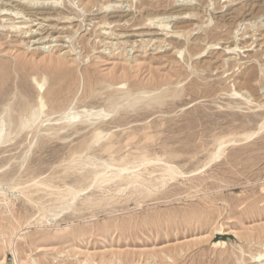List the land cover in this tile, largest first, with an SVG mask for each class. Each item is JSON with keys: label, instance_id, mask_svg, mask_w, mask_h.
Wrapping results in <instances>:
<instances>
[{"label": "rangeland", "instance_id": "374dc122", "mask_svg": "<svg viewBox=\"0 0 264 264\" xmlns=\"http://www.w3.org/2000/svg\"><path fill=\"white\" fill-rule=\"evenodd\" d=\"M39 1L0 13V260L264 264V0Z\"/></svg>", "mask_w": 264, "mask_h": 264}, {"label": "bare ground", "instance_id": "6f19581e", "mask_svg": "<svg viewBox=\"0 0 264 264\" xmlns=\"http://www.w3.org/2000/svg\"><path fill=\"white\" fill-rule=\"evenodd\" d=\"M6 1V0H5ZM8 2H10L11 4H13V6L11 5L10 6V3H9V6H10V9H5V8H2V9H0V13L1 12H4L2 15H6V16H10V17H12V18H15V19H20L21 17H20V15H22V13H25L24 11H22V13H20L18 10L20 9H18L17 10V8L16 7H23V6H27V5H29V4H32V3H35V1L36 0H7ZM38 1L39 0H37V2H36V4L38 3ZM43 1H48V0H43ZM57 1V0H56ZM40 2V1H39ZM58 2V1H57ZM3 3V2H2ZM41 3V2H40ZM54 3H56V2H54ZM1 4V3H0ZM5 4V3H4ZM188 4V3H187ZM186 4V5H187ZM190 4V3H189ZM3 6V5H2ZM7 6V5H6ZM37 6V5H36ZM116 7H117V5H115ZM113 7V6H112ZM114 8V7H113ZM118 8V7H117ZM44 10V9H43ZM232 10V9H231ZM37 11V10H36ZM42 12V11H41ZM127 12V11H126ZM30 13V12H29ZM194 13V12H193ZM196 13V12H195ZM1 15V14H0ZM23 15H25V14H23ZM30 17H32L31 19H33L34 18V20H32V22L33 21H37V22H35V23H38V20H40V22L38 23V24H43L44 22H48V23H50L52 20H51V18H49V17H47V16H45L43 13H39V14H36V13H32V14H28ZM37 15L38 16H41L42 18H37ZM178 15H181L180 16V18H178L177 20H180V22L181 21H184V22H188L187 20H191L190 18V16H192V14H188L187 13V11H186V9H184V11L183 12H181V11H179V13H178ZM177 15V16H178ZM198 15H199V13H198ZM52 16V15H51ZM125 16H127V15H125ZM187 16H189V17H187ZM9 17V18H10ZM22 17H24V16H22ZM28 17V16H27ZM69 17V16H68ZM122 17H124V16H122ZM174 16L173 15H168L167 17L165 16V17H148V19H146V23L147 24H145V27H142V28H139V29H136V32L138 33V35L139 36H141V37H147L148 39H147V42L149 43V42H153L152 40H158L159 42L161 41L160 39L164 36L166 39H170V42H168V44H174L175 45V47L176 48H182V45H179L178 44V42L180 43L181 42V40L183 39V38H181V37H183V30H181V29H179V28H177V27H174L173 29H172V27H170V26H168V25H165V24H163V20L164 19H169V18H173ZM7 18V17H6ZM25 19H26V17H24ZM29 18V17H28ZM67 18V17H66ZM132 18V17H131ZM22 19V18H21ZM20 19V20H21ZM69 19H71V18H69ZM120 19H122V18H120ZM120 19H119V21H120ZM123 20V19H122ZM173 20H176V19H173ZM28 21H29V19H28ZM57 21V20H56ZM162 21V22H161ZM10 22V21H9ZM166 22H169V21H166ZM34 23V22H33ZM24 24V23H23ZM31 24V23H30ZM53 24V23H52ZM179 24V23H178ZM21 25V24H20ZM26 25V24H25ZM45 24H43V26H44ZM46 25H48V24H46ZM169 25H170V23H169ZM39 26V25H38ZM193 26V25H192ZM195 26V25H194ZM13 28V27H12ZM199 28V27H198ZM145 30V31H144ZM189 31V30H188ZM187 32V31H186ZM136 33V34H137ZM164 33V34H163ZM161 37V38H160ZM160 38V39H159ZM165 40V39H164ZM166 41V40H165ZM185 41V40H184ZM184 43V42H183ZM189 43V42H188ZM147 45V44H146ZM217 45V44H216ZM215 45V46H216ZM236 45V44H235ZM174 48V47H173ZM185 48H186V46H185ZM235 49H236V47H234ZM228 49H230V48H228ZM238 49V48H237ZM242 49V48H241ZM177 50V49H176ZM175 50V51H176ZM182 50V49H181ZM181 50H177L176 52L178 53V55L179 54H181ZM176 53V54H177ZM228 53V52H227ZM240 89V88H239ZM241 91V90H240ZM236 92V91H235ZM238 96H239V98L241 99V100H244V98L246 99V97H244L243 99H242V94L240 95L239 93H236ZM235 94V95H236ZM248 100V99H247ZM246 100V101H247ZM261 128V127H260ZM252 135V134H251ZM250 136L249 135H246L244 138H248V139H251V138H249ZM252 137H254V136H252ZM5 143V140H4V138H3V133H2V131L0 130V145H2V144H4ZM224 145V144H223ZM222 147V145H219L218 147ZM218 149V148H217ZM219 151V150H218ZM219 153V152H218ZM218 153H216V154H214V155H212V157L211 158H213V160H214V158L216 159V158H218ZM222 153V152H221ZM211 160V159H210ZM213 160H211V161H213ZM153 162V161H152ZM149 162H147V164H148ZM144 164V163H143ZM140 166H141V163H140ZM110 168H112V167H110ZM110 168H108V170L110 169ZM120 169V168H119ZM145 169V168H144ZM112 170V169H111ZM129 170V169H128ZM132 170V169H131ZM120 171V173H121V171L122 172H124V171H126V169L123 171V169L122 170H119ZM118 171V172H119ZM139 171V170H138ZM126 172H128V171H126ZM126 172H124V173H126ZM129 172H130V170H129ZM132 172V171H131ZM136 172V171H135ZM120 173H118L116 176H117V178L120 176ZM140 173V172H139ZM163 173H164V171H163ZM174 173V171L173 170H169L168 171V175H172ZM178 173H180V172H178ZM106 174V173H105ZM150 174V173H149ZM107 175V174H106ZM175 175H178V174H175ZM99 177V176H98ZM97 177V178H98ZM137 177L138 176H135L133 179H137ZM96 178V179H97ZM115 179V178H114ZM127 179H129V177L127 178ZM94 181H96V180H94ZM140 181V180H139ZM95 183V182H94ZM42 185H41V187H44L43 186V183H41ZM37 185V184H36ZM47 185L45 184V187H46ZM38 187H40L39 185H38ZM47 188H49V187H46V189ZM79 193V192H78ZM77 194V193H76ZM29 195V194H28ZM69 196V195H68ZM73 196H75V195H73ZM26 200H27V197H26ZM28 201H29V199H28ZM71 201H74L73 199L71 200ZM29 202H31V201H29ZM59 202V201H58ZM70 203V202H69ZM68 203V204H69ZM72 203V202H71ZM19 239V238H18ZM13 246V245H12ZM10 252H11V254H12V256H13V261H14V264H20V262H19V259H18V256H17V254H16V250H15V248L14 247H11L10 246ZM254 258H255V256H254ZM33 262V261H32ZM0 264H6V260H5V258L4 257H2L1 258V260H0Z\"/></svg>", "mask_w": 264, "mask_h": 264}]
</instances>
